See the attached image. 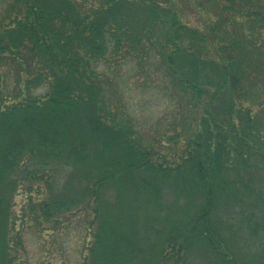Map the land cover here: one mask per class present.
Here are the masks:
<instances>
[{
	"label": "trees",
	"instance_id": "obj_1",
	"mask_svg": "<svg viewBox=\"0 0 264 264\" xmlns=\"http://www.w3.org/2000/svg\"><path fill=\"white\" fill-rule=\"evenodd\" d=\"M211 1L214 20L190 25L175 5L209 14L204 0H12L0 20V264L26 261L27 228L67 232L81 212V264L264 254V35L252 34L264 0ZM129 74L150 91L135 106L166 100L151 123L138 122ZM180 108L195 127L178 129Z\"/></svg>",
	"mask_w": 264,
	"mask_h": 264
},
{
	"label": "rangeland",
	"instance_id": "obj_2",
	"mask_svg": "<svg viewBox=\"0 0 264 264\" xmlns=\"http://www.w3.org/2000/svg\"><path fill=\"white\" fill-rule=\"evenodd\" d=\"M203 1V0H201ZM203 8L204 10L208 9L209 14L204 13L203 9H200L199 11L192 9L190 6L192 5H175L176 9H178L179 15H181V19L183 21H186L190 25H200L203 21L209 20L208 16L211 17V19L214 20V15H217L214 13V3L211 0H204ZM12 2V0H0V20L3 18L4 15H7L9 13L8 11V5ZM252 5L255 6L261 5L262 0H252ZM263 5V4H262ZM254 6V7H255ZM190 7V8H189ZM264 8V7H263ZM207 12V11H206ZM245 19V17H242ZM256 26L254 29H252V34L255 36H259L260 34L264 35V19L259 20L256 22ZM239 25V24H238ZM240 26V25H239ZM264 37V36H263ZM261 51L264 52V45L261 47ZM131 76V74H129ZM132 79V76L129 80ZM137 78H134L131 80V87L133 88L129 96H132V107L135 105H138V100L143 98L144 95H147L150 91L142 92V87H139L140 93L138 91V85L141 84L139 80H136ZM133 83V84H132ZM137 85V86H135ZM148 97V95H147ZM148 99V98H146ZM166 105V100L163 99L162 95H157V98L150 102H142V105L139 103V106H135L134 108H137V118L138 122L141 123H151V121L155 120L156 117L159 116L160 113L164 111ZM179 107V106H178ZM174 108H177L175 105ZM177 124L178 129H181V124L185 125L189 123L190 128L195 127V119L194 116L190 118V112L185 111L184 108H180L177 111ZM196 117V116H195ZM16 205L14 206V209L19 212V209L22 204V196H16L14 198ZM88 214L86 212H81L80 214L75 215V217L71 218L72 226L69 231H65L63 229H56L55 231H50L48 234H45L43 236L41 231L36 230H29L27 228V231L24 235L23 241H24V247L25 251L21 252V257L26 260L27 262L31 264H81L82 261V250L84 247V244L86 243V227H85V220L87 219ZM243 251H240V253H237V258L239 260H244L247 264L250 262H247L246 260L252 259L251 262L257 258L258 251L251 252L253 254L248 255V257H245V254H242ZM248 254V253H247ZM197 257H203V255H198ZM262 260H264V254L259 256ZM196 258V260H198ZM248 258V259H247ZM205 259V258H204ZM21 262L19 264L25 263ZM249 261V260H248ZM202 264H211L213 263L209 259H205ZM195 264H201L199 261H196ZM216 264V263H215Z\"/></svg>",
	"mask_w": 264,
	"mask_h": 264
}]
</instances>
